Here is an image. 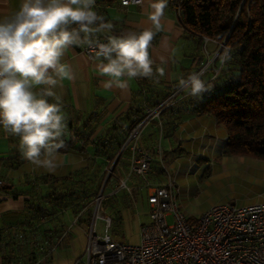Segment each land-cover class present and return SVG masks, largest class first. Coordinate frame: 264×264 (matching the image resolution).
<instances>
[{"label": "trees", "instance_id": "16d2710c", "mask_svg": "<svg viewBox=\"0 0 264 264\" xmlns=\"http://www.w3.org/2000/svg\"><path fill=\"white\" fill-rule=\"evenodd\" d=\"M179 8L182 25L189 34L197 36L198 41L215 40L219 47L216 56L219 63L209 81L212 87L199 98L192 99L191 111L210 116L224 127L223 154L264 160V0H182ZM225 48L231 50L232 59L221 64L219 57ZM62 104L67 116V134L63 137L65 146L59 151L65 152L75 146L79 151L91 152L96 158L92 175L86 184H82L83 179L77 173L62 179L50 174L37 175L33 179L24 175L26 189H19L17 193L29 194L25 200L28 214L21 219L20 227L7 232L9 238L2 237L5 246L9 245L3 259L11 262L14 258V264H35L39 253L48 252L62 242L69 233V224L62 218L65 212L62 209L68 205L76 220L90 221L88 205L99 192L105 195L101 207L108 203L102 212L111 216L112 231L138 199L147 196L148 181L161 174L158 163L163 158H157L158 154L148 149L156 157L147 176L134 174L139 177L136 178L137 189L129 193L128 189H120V192L105 194V186L110 183L113 187L111 181L115 174H121L118 165L126 162V136L147 110L139 112L136 107L129 106L99 132L97 113L79 112L67 101ZM152 120L158 122V119ZM7 136L13 154L9 163L17 167L23 161L19 138ZM74 137L79 141L77 145L73 144ZM119 181L116 177L115 188ZM83 207L85 213L81 212ZM58 211L61 217L52 221L51 217Z\"/></svg>", "mask_w": 264, "mask_h": 264}, {"label": "crops", "instance_id": "0c3cea01", "mask_svg": "<svg viewBox=\"0 0 264 264\" xmlns=\"http://www.w3.org/2000/svg\"><path fill=\"white\" fill-rule=\"evenodd\" d=\"M21 2L22 0H0V17L9 15L18 9ZM151 2L152 0H148L139 5L124 7L119 3V0H96L97 7L94 10L104 15L106 22L111 21L113 23L114 29L109 35H120L131 31L139 32L151 27V23L147 19V13L151 11ZM163 21L164 29L157 33L149 49L150 57L155 62L154 69L156 67L165 69V76L159 78L158 82L147 78H134L129 81L127 89L107 88L105 87V80L108 78L97 71L98 61L95 57L89 58L82 51V47H74L66 53L63 59L72 66L75 78L71 81H63L57 89L58 95L61 96L62 101L69 102L79 112L97 113L100 117L99 132L113 117L124 112L129 106H134L141 112L166 103L154 118L158 119V122L155 123L151 120L143 127L138 141L139 145L151 152L155 151L158 154L157 158L174 150L177 151V157L181 153L179 149L182 145L187 148L185 152L189 154L182 155V157L184 156L183 159L189 160L199 156H205V158L224 157L226 155L222 153L226 138L224 127L216 123L210 116L192 112V106L189 104L191 105L192 99L195 97H188L178 87V79L187 77L190 73H199L201 78L209 83L219 63L218 58H216L219 47L215 40H207L204 43V41H198L197 36L189 34L182 25L180 10L169 1ZM101 37L104 38V34H101ZM183 38H189V42L193 44L191 47L194 52H186V48H189L188 42H183L180 45ZM200 44H204L205 51L200 48ZM177 46L183 48L180 53L175 52ZM165 136L169 138V144L162 143V138ZM74 139L73 144L77 145L79 141L76 137ZM124 144L126 162L118 165L121 174H115L111 181L114 182V186L112 187L113 184L108 183L104 191L112 193L117 184L115 182L116 177L121 180L128 175L132 150L129 143ZM176 146H178L177 149H175ZM11 149L8 136L0 128V178L5 184L0 186V264H14V258L11 262L3 259V255L7 254V247L9 246H5L4 239L9 238L7 235L9 230L20 227L21 219L28 214L25 209V200L29 198V194L17 193L19 189L21 191L26 189L27 184L23 180L24 175H30V178L33 179L37 175L50 174L62 179L70 173L72 175L77 173V176L83 179L82 184H86V180L89 182L92 175L93 159L96 161L91 152H82L73 146L68 151L58 152L57 162L59 166L54 171L38 168L24 159L16 167L9 163L13 156ZM155 155L153 153V158L156 157ZM124 165L125 168H123ZM81 170L82 173H80ZM136 178L139 177L133 174L129 175L127 180L128 193L137 189L136 181L138 179L136 180ZM10 186L12 187L10 188ZM146 197L145 195L142 201L148 204ZM139 200L136 204L139 203ZM245 203L251 202L236 205ZM62 211H65L62 218L69 224V233L57 247L48 250L47 260L42 264H70L68 257L76 246L82 248L81 253L76 252L78 255L76 258L80 259L85 253L88 241L87 229L90 221L76 220L70 214V205L63 208ZM81 212L85 213L84 207ZM148 212L149 204L146 217L141 221L147 219ZM57 217H61L59 211L51 217V220L54 221ZM60 246L66 248L58 250L61 248ZM38 261L39 259L35 264H39Z\"/></svg>", "mask_w": 264, "mask_h": 264}, {"label": "clouds", "instance_id": "9594fccd", "mask_svg": "<svg viewBox=\"0 0 264 264\" xmlns=\"http://www.w3.org/2000/svg\"><path fill=\"white\" fill-rule=\"evenodd\" d=\"M167 6L168 0H152L151 27L120 35H109L114 25L94 10L96 0H22L18 9L0 17V128L19 138L24 160L48 171L59 166L67 116L57 89L75 78L63 59L72 48L95 49L96 68L108 78L107 88L124 90L134 78L158 82L165 76L163 67L154 69L149 49L164 29ZM219 59L230 61L231 50L225 48ZM178 87L199 98L212 85L190 73L178 79Z\"/></svg>", "mask_w": 264, "mask_h": 264}, {"label": "built area", "instance_id": "2783aa9c", "mask_svg": "<svg viewBox=\"0 0 264 264\" xmlns=\"http://www.w3.org/2000/svg\"><path fill=\"white\" fill-rule=\"evenodd\" d=\"M146 1L119 3L126 7ZM168 1L180 10L182 0ZM81 49L89 58L95 57L94 48ZM165 104L147 109L127 134L125 143L132 150L128 175L113 193L128 189L129 175L144 176L151 170L152 154L138 141L143 127ZM178 194L179 187L170 177L165 183L147 184L148 220L141 224L139 242L128 243L113 239L112 218L100 210L103 194L99 192L90 211L85 253L75 264H264V201L213 204L188 219L180 211ZM167 215H172L173 222H168Z\"/></svg>", "mask_w": 264, "mask_h": 264}, {"label": "rangeland", "instance_id": "374dc122", "mask_svg": "<svg viewBox=\"0 0 264 264\" xmlns=\"http://www.w3.org/2000/svg\"><path fill=\"white\" fill-rule=\"evenodd\" d=\"M207 40L204 39V43ZM181 42L180 45L183 42L189 43L187 44L189 48H186V52H194L191 47L193 44L189 42V38H183ZM199 46L205 51L203 48L204 44H200ZM182 50L183 48L177 46L175 52L180 53ZM162 143L169 144V138L163 137ZM220 144H217V146H220ZM177 148L178 146L175 147V149ZM186 150L187 148L182 145L179 149L181 153L177 157L176 150L172 152L168 151L164 155H161L159 159H163L162 161L159 160L158 163L161 174L156 175V177L148 181V184H157L165 183L169 180V177L174 179L179 187L178 202L180 211L186 218H196L213 204H240L243 202L264 201V160L247 155L229 154L224 157L212 156L211 158H205V156H199L187 160L183 159L184 156L182 157V155H189L185 152ZM110 167L107 168L108 173L111 171ZM104 192L107 194L110 191ZM94 199L88 205L89 211L92 209ZM106 205H102V207L100 205V210L103 211ZM147 211L148 204L140 200L130 211L125 213L122 221L114 226L111 231L113 239L120 242L138 243L140 239V227L144 222L141 220L146 217ZM146 220H148V217ZM167 220L169 223L173 222L172 215H167ZM60 247L58 250L66 248L64 246ZM76 252H82L81 246H76L71 251L70 257H68L70 264L76 263L78 259L76 258L78 256ZM38 259L39 264L45 262L47 260V252L39 253Z\"/></svg>", "mask_w": 264, "mask_h": 264}]
</instances>
